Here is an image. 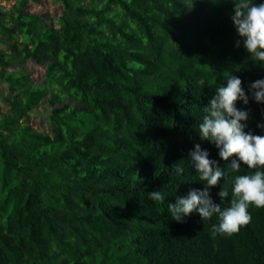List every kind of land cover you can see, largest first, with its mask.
Listing matches in <instances>:
<instances>
[{
	"label": "trees",
	"instance_id": "1",
	"mask_svg": "<svg viewBox=\"0 0 264 264\" xmlns=\"http://www.w3.org/2000/svg\"><path fill=\"white\" fill-rule=\"evenodd\" d=\"M12 1L0 7V80L14 90L0 110V264H264V206L231 234L214 232L216 215L167 213L204 186L195 143L229 167L198 135L215 87L231 73L247 93L264 78L235 46L234 0H59L58 26ZM44 99L46 133L30 124ZM236 105L249 110L244 130L264 135V103ZM251 171L241 162L229 177ZM222 184L210 189L217 203ZM155 190L163 201L148 198Z\"/></svg>",
	"mask_w": 264,
	"mask_h": 264
},
{
	"label": "clouds",
	"instance_id": "2",
	"mask_svg": "<svg viewBox=\"0 0 264 264\" xmlns=\"http://www.w3.org/2000/svg\"><path fill=\"white\" fill-rule=\"evenodd\" d=\"M231 20L242 38V41H235V46L239 47L242 42L250 54L249 59L264 66V0H234ZM225 78L226 83H219L215 87L203 107L204 114L197 127L200 140L213 144L218 149V157L228 162L229 167L227 170L221 167L217 159L210 157L207 148L195 143L188 156L204 186L189 189L185 196H176L175 202L167 203V213L177 222H183L193 211L202 219L216 215L219 222L213 225L214 232L231 234L249 222L250 206H264V135L244 130L249 110L236 105L237 101L247 105L250 98L264 103V78L250 82L247 93L239 76L229 73ZM197 84L204 85L205 80L200 79ZM257 127L264 129V122H257ZM241 162L254 171L229 177V171L239 173ZM183 171L177 164L175 172L180 174ZM221 178L223 184L216 193L220 203H217L210 189ZM229 181L231 199L229 206L222 207L225 198L229 197L224 183ZM147 195L153 201L165 199L161 190L151 191Z\"/></svg>",
	"mask_w": 264,
	"mask_h": 264
},
{
	"label": "rangeland",
	"instance_id": "3",
	"mask_svg": "<svg viewBox=\"0 0 264 264\" xmlns=\"http://www.w3.org/2000/svg\"><path fill=\"white\" fill-rule=\"evenodd\" d=\"M12 0H0V7L11 8L13 5ZM28 10L32 13L40 15H46L49 21L54 22L57 26V20L63 13V6L59 0H30ZM28 71L32 78L35 80H41L44 73V68L33 60L29 61ZM16 70L20 68L15 67ZM14 90H11L8 85L0 80V110L1 112H8L9 106L6 104L5 99L13 95ZM53 106L50 105L45 99L39 103V105L30 112V124L33 125L40 132L51 131V115Z\"/></svg>",
	"mask_w": 264,
	"mask_h": 264
}]
</instances>
